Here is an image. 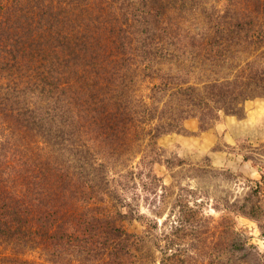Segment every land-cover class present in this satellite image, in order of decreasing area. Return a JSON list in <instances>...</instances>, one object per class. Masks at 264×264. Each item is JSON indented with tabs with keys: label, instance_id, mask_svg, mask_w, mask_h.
I'll return each mask as SVG.
<instances>
[{
	"label": "trees",
	"instance_id": "16d2710c",
	"mask_svg": "<svg viewBox=\"0 0 264 264\" xmlns=\"http://www.w3.org/2000/svg\"><path fill=\"white\" fill-rule=\"evenodd\" d=\"M261 98L264 0H0V264H264L232 218L264 240L257 199L222 206L227 257L199 250L181 181L211 171L157 143Z\"/></svg>",
	"mask_w": 264,
	"mask_h": 264
},
{
	"label": "rangeland",
	"instance_id": "374dc122",
	"mask_svg": "<svg viewBox=\"0 0 264 264\" xmlns=\"http://www.w3.org/2000/svg\"><path fill=\"white\" fill-rule=\"evenodd\" d=\"M184 127L185 132L164 135L157 143L167 154L193 165L202 167L206 164L210 169V174L184 178L181 184L198 191V200L204 203L202 212L212 217L211 224L216 228L211 244L199 250L206 255L213 253V256L227 257L223 231L228 214L223 210L224 204L239 205L257 199L264 222V98L245 102L241 117L221 115L212 128L205 131L198 130L194 119L187 120ZM155 170L168 184L169 176L164 167L156 166ZM255 182L260 185L256 194L251 189L255 188ZM141 211L146 212L145 208ZM232 218L238 232L248 238V244L263 252L264 240L257 222L240 214ZM166 219L167 210H164L152 224L154 235L167 228ZM203 264H209V261L205 259Z\"/></svg>",
	"mask_w": 264,
	"mask_h": 264
}]
</instances>
